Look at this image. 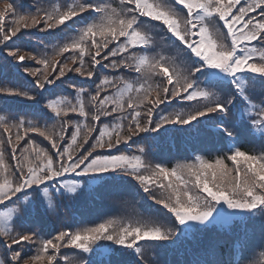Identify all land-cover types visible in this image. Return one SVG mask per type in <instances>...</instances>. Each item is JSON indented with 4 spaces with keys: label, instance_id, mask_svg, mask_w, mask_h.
I'll return each instance as SVG.
<instances>
[{
    "label": "snow or ice",
    "instance_id": "1",
    "mask_svg": "<svg viewBox=\"0 0 264 264\" xmlns=\"http://www.w3.org/2000/svg\"><path fill=\"white\" fill-rule=\"evenodd\" d=\"M23 9L0 0V51L32 78L30 90L0 82V102H34L30 113L0 114V264H144L145 248L182 246L191 258L181 264H245L264 249V151L241 147L245 137L264 145V0H36ZM35 33L58 41L51 53L16 45ZM202 128L223 155L173 167L146 160L147 141ZM141 192L159 206H147L154 217L36 230L85 193Z\"/></svg>",
    "mask_w": 264,
    "mask_h": 264
},
{
    "label": "trees",
    "instance_id": "2",
    "mask_svg": "<svg viewBox=\"0 0 264 264\" xmlns=\"http://www.w3.org/2000/svg\"><path fill=\"white\" fill-rule=\"evenodd\" d=\"M14 3L24 5V11H28L36 3V0H13ZM56 0H39V3L43 6L55 3ZM29 31V30H24ZM35 32V30H31ZM37 36H46L44 33H35V35H24L21 40H17L16 45L21 51H32L39 47L37 50L44 48L47 44V51L51 53L52 45L58 41L52 39L38 41ZM15 39V38H14ZM11 43V42H9ZM166 52H170V49H165ZM23 63L34 65L33 61L25 60ZM39 67V66H37ZM32 78L27 77L26 73L19 69V64L12 60L11 57H7L6 51H0V82L15 83L17 86L23 87L25 90L32 89V85L29 81ZM38 91V90H37ZM68 89H58L54 94H67ZM260 89H256L257 95L260 93ZM255 98V97H254ZM34 104L33 101H27L22 98L9 97L7 103L0 102V114H5L2 110H7V114L11 116L20 115L22 113H30L28 105ZM155 135V134H152ZM39 142H42L43 146L50 147L47 141H43V138L36 137ZM219 143L218 138H215L210 129H201L199 135H188L170 133L167 136L158 137L157 140L147 141L145 158L148 162L153 164L163 163L168 167H173L177 163L191 162V159L196 154L203 155L206 159H214L217 155H223V152L216 150ZM149 145V146H148ZM124 147V146H121ZM241 147L247 151L260 152L264 151V145L260 143H254L247 137L242 138ZM135 152V146L131 149ZM230 163V162H229ZM144 196L141 192L140 196L133 193H122L119 196L104 195L101 199H93L87 193H85L80 200L71 205L70 207L61 206L57 214L50 217H43L39 219V227L36 229L41 231V234H51L61 228L83 227L98 222L104 218L110 217H126L135 218L143 217L145 219L154 217L155 213L148 209V205L152 204L151 201L142 200L140 197ZM64 204H68L65 201ZM159 206L152 204V208H158ZM35 223V221H30ZM252 229L253 225H249ZM255 242H260L259 221L255 225ZM219 236V234H217ZM220 239H226V237L219 236ZM208 238H206L207 241ZM33 248L35 246H30ZM188 247H192L191 242L188 243ZM220 253L226 254L228 251V244H221L219 248ZM62 253H68L69 258L72 259L75 250L62 249ZM264 249L257 248L254 253L248 256L245 264H264V256H262ZM31 254V253H30ZM191 257L188 255L184 246L180 249H152L145 248L144 250V264H164L165 261H170L171 264H181L182 261L188 260Z\"/></svg>",
    "mask_w": 264,
    "mask_h": 264
},
{
    "label": "rangeland",
    "instance_id": "3",
    "mask_svg": "<svg viewBox=\"0 0 264 264\" xmlns=\"http://www.w3.org/2000/svg\"><path fill=\"white\" fill-rule=\"evenodd\" d=\"M149 146V145H148ZM145 148H146V146H145Z\"/></svg>",
    "mask_w": 264,
    "mask_h": 264
}]
</instances>
